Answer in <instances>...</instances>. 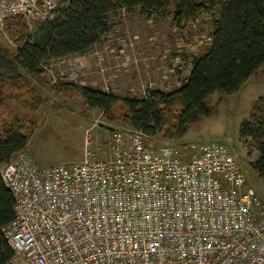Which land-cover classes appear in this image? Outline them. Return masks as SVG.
I'll return each mask as SVG.
<instances>
[{
	"label": "built area",
	"instance_id": "obj_1",
	"mask_svg": "<svg viewBox=\"0 0 264 264\" xmlns=\"http://www.w3.org/2000/svg\"><path fill=\"white\" fill-rule=\"evenodd\" d=\"M65 1L0 0V26ZM156 137L116 130L108 158L40 167L21 151L3 164L15 199L6 264H264V200L237 155L221 140Z\"/></svg>",
	"mask_w": 264,
	"mask_h": 264
},
{
	"label": "trees",
	"instance_id": "obj_2",
	"mask_svg": "<svg viewBox=\"0 0 264 264\" xmlns=\"http://www.w3.org/2000/svg\"><path fill=\"white\" fill-rule=\"evenodd\" d=\"M124 9L150 16L170 13L179 28L212 18L211 39L204 52L193 57L187 78L177 88H150L143 97H120L89 85L54 82L47 76L46 67L53 61L86 54L112 28L111 15ZM23 19L14 15L5 20L17 47L0 42V167L27 151L35 127L33 116L52 92L76 96L110 119L115 118L119 103L131 128L178 141L193 125L213 115L225 95L239 91L264 71V0H66L33 32H27ZM214 95H218L215 102ZM239 135L249 154L259 152L251 166L264 179V95L252 102L250 118L241 122ZM14 206L0 170V264L14 255L3 233L15 217Z\"/></svg>",
	"mask_w": 264,
	"mask_h": 264
},
{
	"label": "rangeland",
	"instance_id": "obj_3",
	"mask_svg": "<svg viewBox=\"0 0 264 264\" xmlns=\"http://www.w3.org/2000/svg\"><path fill=\"white\" fill-rule=\"evenodd\" d=\"M110 19L113 23L110 31L101 35L86 54L53 61L46 67L47 76L54 82L89 85L120 97H143L150 88L172 91L185 81L193 57L204 52L212 31L210 16L187 28L176 27L170 13L150 16L138 10L124 9L111 15ZM24 21L27 32H33L41 22ZM5 23L0 26V42L15 49L17 43ZM262 95L264 71L252 76L239 91L225 95L216 112L193 125L178 142L224 141L247 172L249 186L264 200V179L251 166L259 152L253 150L249 154L239 135L241 122L250 118L252 102ZM217 99L218 95L212 97L213 102ZM17 111L23 112L20 107ZM124 114L119 103L115 118L110 119L101 109L89 108L76 96L62 97L52 92L48 102L33 116L35 127L27 152L40 167L80 161L86 150H91L97 157L108 158L114 131L131 128ZM183 153L190 156L193 149Z\"/></svg>",
	"mask_w": 264,
	"mask_h": 264
},
{
	"label": "water",
	"instance_id": "obj_4",
	"mask_svg": "<svg viewBox=\"0 0 264 264\" xmlns=\"http://www.w3.org/2000/svg\"><path fill=\"white\" fill-rule=\"evenodd\" d=\"M102 125H103V126H106V127H108V128L114 129V128H112L111 126H109V125H107V124H105V123H102Z\"/></svg>",
	"mask_w": 264,
	"mask_h": 264
}]
</instances>
